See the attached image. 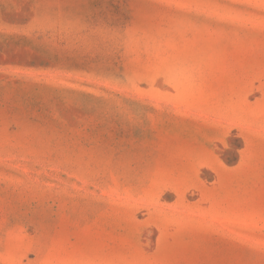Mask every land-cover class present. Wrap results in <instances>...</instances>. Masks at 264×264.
<instances>
[{
	"label": "rangeland",
	"instance_id": "obj_1",
	"mask_svg": "<svg viewBox=\"0 0 264 264\" xmlns=\"http://www.w3.org/2000/svg\"><path fill=\"white\" fill-rule=\"evenodd\" d=\"M0 264H264V0H0Z\"/></svg>",
	"mask_w": 264,
	"mask_h": 264
}]
</instances>
